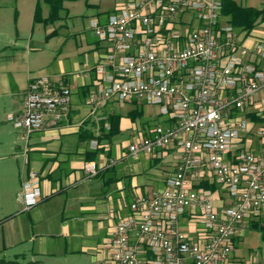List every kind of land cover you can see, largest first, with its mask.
<instances>
[{"label":"built area","instance_id":"1","mask_svg":"<svg viewBox=\"0 0 264 264\" xmlns=\"http://www.w3.org/2000/svg\"><path fill=\"white\" fill-rule=\"evenodd\" d=\"M222 8V0H126L90 21L102 52L94 66L85 63L96 73L88 116L109 130L110 101L156 105L166 122L132 140L126 155L172 148L177 156L163 188L129 201L104 245L111 264H230L249 219L264 222V40L226 21ZM71 107L72 89L41 74L7 120L28 141L67 121ZM83 169L87 177L99 171L95 161ZM203 180L218 188L198 187ZM18 198L25 210L40 201L37 171ZM238 264H264V251Z\"/></svg>","mask_w":264,"mask_h":264},{"label":"rangeland","instance_id":"2","mask_svg":"<svg viewBox=\"0 0 264 264\" xmlns=\"http://www.w3.org/2000/svg\"><path fill=\"white\" fill-rule=\"evenodd\" d=\"M124 1L126 0L66 2L69 13L63 14L58 21L44 24L33 21L35 0H0V264H104L103 250L97 244L105 237L110 223L117 221L114 215L110 216L108 210L109 206L116 208V203H106L102 217L91 220L88 223L90 225L81 223V235L74 237L71 232L64 231L58 205L45 209L42 213L45 221L23 229L24 231L20 228V220L28 219L26 212H20V215L13 213L12 218H9L11 215H4L6 210L19 208V203H14L8 196V181L10 182L12 177H18L20 168L26 166L25 156L20 154L21 151L17 148L19 145L24 148L26 139L12 122L6 120V116L12 114L13 98H16L13 92L16 91L17 84L24 79L26 72L53 76L63 68L79 78V74L85 70L86 58L92 64L95 56V52L89 50L96 40L90 28L91 19L104 11L114 9ZM239 1L243 5L259 7L264 0ZM54 29L57 33L49 35ZM252 35L255 39L264 40V21L255 27ZM59 60H62V64H59ZM139 106L143 108V115L135 119L128 115L135 107L131 102L114 101L106 106L107 111H115L121 116L122 132L115 134L110 141L113 159L120 161L116 166L120 174L124 172L125 166L132 170L143 166L142 160L147 157L145 154L138 157L126 155L129 143L143 136L142 127H153L166 119L158 114L156 105L139 102ZM67 138L70 142H78L75 134ZM79 144L82 148L87 145L86 142ZM101 155H105L104 151H100L99 156ZM146 170V176L156 178L155 181H150L151 185L161 186V177L168 169L158 164L149 165ZM90 180L94 179L86 181ZM129 201L130 197L124 199L126 204ZM89 227L92 229L91 233L87 230ZM249 230L252 234L247 231L242 238L243 245L250 246L242 255L245 261L261 256L264 251V237L255 228ZM91 242L95 245L83 250L74 247L78 244L89 246Z\"/></svg>","mask_w":264,"mask_h":264},{"label":"crops","instance_id":"3","mask_svg":"<svg viewBox=\"0 0 264 264\" xmlns=\"http://www.w3.org/2000/svg\"><path fill=\"white\" fill-rule=\"evenodd\" d=\"M72 1L77 0H65L63 3L67 13H69V7L66 5V2ZM124 2L117 4L114 9L98 14L96 18L103 21L106 19L108 14L116 11L122 4H124ZM36 3L37 0H35L33 7V21ZM48 10V5L43 4V16L48 14ZM252 31L251 37L253 38ZM89 50H93L95 52V56L92 64H90L87 58L86 61L89 62L91 66H94L98 56L102 52V45L100 42L95 40ZM58 62L59 64H62V60H59ZM38 75L26 72L24 74V79L17 84L16 91L13 92V94L16 95V98H13L14 105L11 108L12 114H17L21 110L23 96L29 82ZM51 77L59 84H64L72 89V107L69 118L67 121L62 122L58 126L47 127L43 130L32 132L28 141H26L25 147L21 148L20 145L17 147L18 150L21 151L20 154L22 155H24V149L27 148L26 155H24L26 166L24 168H20L18 177H12L10 182L8 181V196L12 198L14 203H19V208H17V210H6L4 215H11L9 218H12L13 213H19L20 215V212H26L29 215L28 219L20 220V228L24 231L26 228L36 226L38 222L45 221V216L42 214L45 209H48L53 205H58L57 209L59 208L63 218L62 227L64 231L71 232L73 234L72 237H74L81 235V223L84 222L85 224H88L91 220L100 219L102 217L105 210L103 206L106 203L110 205L116 203V208L109 206L108 210L110 216L114 215L115 220L117 219V221H115L117 223L122 216H125L129 212L128 203H124L125 198L130 197L131 200L138 194H146L153 189L163 188L167 177L175 170L177 156L176 151L172 148L161 152L158 156L145 154L147 157H144V160H142L143 166L141 168L132 170L125 166L124 172L120 174L119 171L116 170V166L120 161L114 160L112 156V142L110 141L113 138H111L109 142H105L106 146H104V149L102 150L105 155L98 156L95 161L98 164V173L95 176L87 177L83 166L85 162H88L86 155L88 151L91 150L90 139L85 138V136L81 137L80 132L83 131L84 128L93 129L96 135H100L102 132L101 129L98 130L95 121L88 116V107L85 104V98L95 84L96 73L94 69L89 73L84 70L81 74H79V78H77L76 76H72L70 72L60 68L59 72L54 73ZM89 86L91 89H89ZM131 103L134 104L133 102ZM137 103H139V101H137ZM106 106L103 108L104 112L108 114L115 112L107 111ZM165 122L166 119L160 123ZM153 127H142V135L149 134ZM120 131L122 132L121 127ZM20 132L23 136L21 130ZM71 134L76 135L78 141L77 143L70 142L68 140L67 137ZM79 142H86V147L82 148ZM112 160L115 161L113 164H111ZM158 164H161L168 170L166 174L161 177L160 181L162 185L153 186L150 181H155L156 178L146 176V169L149 165L157 166ZM31 170L37 171L39 174L41 199L36 205L25 210L23 203L18 198V193L21 189L22 181L27 178L28 172ZM92 178L94 180L86 181L87 179ZM219 195L223 197L224 193L220 190ZM113 208L114 211L111 213L110 210ZM183 221V225L189 227L190 223L187 217L183 218L182 223ZM253 221L264 225V222L259 219H249L248 228L235 240L232 262L230 264H238L241 261H244L242 259V255L247 252L250 246L248 245L245 247L242 243V238L245 236L247 231L251 233L249 229L252 228L250 225ZM115 222L110 223L109 229L102 241H99L98 244L96 243L98 247L103 250L102 258L104 264H111L109 262V252L106 248H104V245L116 224ZM72 224H75V226L73 227ZM99 224L100 227H102V223L99 222ZM87 230L90 233L92 232L91 227L87 228ZM255 230L259 231L257 229ZM90 244L91 245L89 246L87 244H78L74 247L77 250H83L84 248L86 249V247H93L95 245L93 242Z\"/></svg>","mask_w":264,"mask_h":264},{"label":"trees","instance_id":"4","mask_svg":"<svg viewBox=\"0 0 264 264\" xmlns=\"http://www.w3.org/2000/svg\"><path fill=\"white\" fill-rule=\"evenodd\" d=\"M65 0H37L34 14V23L42 22L44 24L52 23L58 21L62 18V15L68 14L63 3ZM223 8L222 15L226 18V21L234 25L240 30L251 32L260 22L264 21V1L259 7L243 5L239 0H222ZM43 4L48 5V14L43 16L42 6ZM57 33L54 29L49 35ZM89 89L91 87L89 86ZM88 89V90H89ZM135 107L129 111L128 115L135 119L143 115V108L139 106L137 101H132ZM120 114L117 112H111L108 114V121L111 125L109 130L104 128V123L100 124L101 134L96 135L91 128H84L80 132V136L90 139H97L99 146L96 149H91L86 155L87 161H96L97 157L100 155V151L104 149V143L109 142L111 138L120 132ZM111 167V166H110ZM198 187L210 188L215 190L218 188V184L215 182H209L208 180H203L198 184ZM260 231L261 236L264 237V225L262 223L253 221L250 225Z\"/></svg>","mask_w":264,"mask_h":264}]
</instances>
